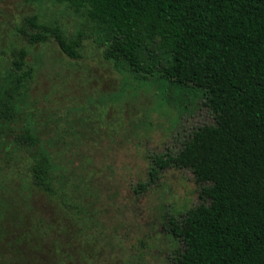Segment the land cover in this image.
Segmentation results:
<instances>
[{"label":"trees","instance_id":"trees-1","mask_svg":"<svg viewBox=\"0 0 264 264\" xmlns=\"http://www.w3.org/2000/svg\"><path fill=\"white\" fill-rule=\"evenodd\" d=\"M55 1L95 23L102 57L115 71L149 90L191 87L213 116V124L192 129L176 151L149 157V179L135 189L146 191L170 168L190 171L200 186L197 205L163 217L162 229L176 244L171 263L264 264V0ZM15 31L22 45L10 51L0 74V162L10 167L0 181V264H68L71 242L64 230L55 237L52 224L32 223L19 208L39 195L58 206L59 221L65 211V228L71 221L79 225L67 212L91 220L97 212L73 202L79 186L64 167L67 148L74 151L79 136L52 137L48 125L37 126L26 112L34 105V66L27 58L31 47L54 42L77 60L80 44L35 17ZM90 178L85 189L98 198ZM13 180L19 185L10 190ZM83 238L80 233L74 242L84 245ZM88 253L84 264L98 258L96 249Z\"/></svg>","mask_w":264,"mask_h":264},{"label":"rangeland","instance_id":"rangeland-1","mask_svg":"<svg viewBox=\"0 0 264 264\" xmlns=\"http://www.w3.org/2000/svg\"><path fill=\"white\" fill-rule=\"evenodd\" d=\"M30 17L45 26L58 25L66 37L79 41L77 60L66 57L54 42L30 48L27 61L34 66V76L29 100L34 105L26 112L31 111L37 126L48 125L52 137L61 133L66 142L79 136L74 151L65 149L64 167L79 186L72 193L73 202L97 214L93 222L69 211L66 214L79 218V225L71 221L65 228V211L59 221L58 206L36 195L29 207L19 208L23 216L32 223L52 224L55 237L64 230L71 242L65 245L72 255L68 264H84L89 250L95 249L97 260L85 264H172L176 244L162 229L163 217H179L197 205L200 186L190 171L170 168L161 171L146 191L135 189L149 179V157L176 151L192 129L214 123L212 114L191 87L153 85L149 90L115 71L102 57L95 23L83 11L75 12L55 0H0L1 77L10 51L22 45L15 28ZM0 168L1 181L10 167L0 162ZM90 177L98 198L86 190ZM15 184L19 182L13 180L10 190ZM95 228L101 238L94 234ZM80 233L84 245L74 242Z\"/></svg>","mask_w":264,"mask_h":264}]
</instances>
